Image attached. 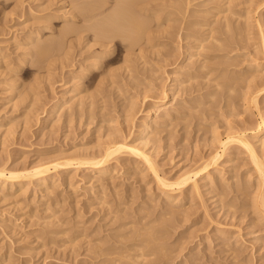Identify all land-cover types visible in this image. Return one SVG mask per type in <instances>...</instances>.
Returning a JSON list of instances; mask_svg holds the SVG:
<instances>
[{"label": "rangeland", "instance_id": "374dc122", "mask_svg": "<svg viewBox=\"0 0 264 264\" xmlns=\"http://www.w3.org/2000/svg\"><path fill=\"white\" fill-rule=\"evenodd\" d=\"M73 1L27 0V11L11 13L17 1L0 0L7 4L0 11V164L8 163L10 170H33L45 163L97 155L110 143L124 140L140 145L163 179L176 182L186 173L193 179L175 195L176 200L170 199L147 163L124 152L114 156L101 174L96 167L75 164L57 169L45 185L21 182L28 187L24 196L18 194L20 183L16 189L0 191V264H111L117 257L121 264L123 256H132L123 258L125 264H264V134L255 133L264 117V0H155L153 10L160 8V13L150 9L137 16L140 20L145 15L142 22L150 23L134 51L130 41L119 38L107 42L109 49L100 47L98 20L87 22V10L82 19L76 11L84 3ZM88 1L105 2L103 10L113 5L112 0ZM65 12L78 16L70 20ZM104 12L100 17L109 11ZM67 26L71 35L64 38L61 33ZM209 28L214 31L213 44L205 43L208 50L192 62L185 61L184 46L196 43L193 38L183 41V33L198 32L206 38ZM232 28H237L234 34L239 29L240 36L233 35ZM35 31L41 33L33 43L36 47L28 42ZM37 45L53 47L47 52L48 61L42 60L43 67L35 54ZM96 55L103 59L99 65H94ZM182 63L189 66L179 75L182 86L175 88L174 71ZM81 68L86 69L84 76ZM70 89L83 99L73 106L78 113L71 121L65 111L58 113L60 120H48L53 107L67 100L63 94ZM168 106H173L172 113ZM51 121L57 126L51 127ZM144 124L152 127L146 138L138 136ZM240 133L255 143L260 165L239 142H231L226 151L222 148ZM212 157L220 158L203 171ZM51 214L52 222L59 225L45 228ZM151 234L162 240L153 242Z\"/></svg>", "mask_w": 264, "mask_h": 264}, {"label": "bare ground", "instance_id": "6f19581e", "mask_svg": "<svg viewBox=\"0 0 264 264\" xmlns=\"http://www.w3.org/2000/svg\"><path fill=\"white\" fill-rule=\"evenodd\" d=\"M5 1H7V0H5ZM9 1V0H8ZM12 1V0H11ZM15 1V0H14ZM17 1V3H16V6H14V9L13 10H11V13H14V12H16V11H18V10H26L27 8L24 6V3L27 1H25L24 2V0H16ZM36 1H38V0H34V2H36ZM40 1V0H39ZM45 1V0H44ZM66 1V0H65ZM76 1V0H75ZM75 1H73V2H75ZM88 0H77L76 1V3L78 2V3H80V2H83V3H81V5L83 4V7H81V8H79V10L80 11H76L77 13H80V15L79 16H81V14H85L86 13V15H84V16H86L87 18H85L86 20L87 19H89V20H92V19H96V20H98V23H97V25H93L94 23H92V21H91V23H92V26L91 27H95L97 30V34H96V37H100V39H102V41L101 40H97V41H101V42H103L102 44H101V46L100 47H102L103 49H109V48H107V47H109V45H108V43L107 42H109V41H114L116 38L118 39H121L123 42L124 41H130L131 43H129V45L131 44V46H130V49H132V48H134V47H136V46H139V43L141 44V42L140 41H142V39L139 37L140 36V34L142 35V33L143 32H145V30H147L146 29V24H147V26H148V23H150V21H148V23H146V21H145V23L146 24H144V22H142V20H144V17H146L145 15H144V17L142 18V19H140L139 20V17H140V15L141 14H139V13H142V11H143V13L144 12H146V11H150V9H152V11H157V12H159L158 10L160 9H155V10H153V8H154V6H155V3H158V2H155V0H112L113 1V3H110V4H113L112 6L110 5V4H107V5H109V6H111V7H109L108 8V10L107 11H109L107 14H105V12H107L106 10H103V8L104 7H106V5H104L105 4V2H101L102 4L101 5H97V3L96 2H94V3H96L95 5H92V3L90 4H88V2H87ZM99 1V0H98ZM100 1H103V0H100ZM105 1V0H104ZM107 1H109V0H106V2ZM161 1V0H160ZM165 1V0H164ZM167 1H169V0H167ZM48 2H49V0H48ZM53 2V1H52ZM57 2V1H56ZM63 2V1H62ZM179 2V1H178ZM188 2H190V1H188ZM1 3V2H0ZM27 3V2H26ZM30 3V2H29ZM40 3V2H39ZM46 3V2H45ZM50 4H49V6H51V5H53V3L51 4V1L49 2ZM54 3H55V0H54ZM59 3H60V1H59ZM86 3V4H85ZM162 3V2H161ZM166 3V2H165ZM169 3H171L170 1H169ZM187 3V2H186ZM5 2L3 3H1L0 5H3V7L1 6L0 7V11L2 10H4L5 11V5H7V4H5ZM63 4H64V2H63ZM75 3H73L72 5H74ZM99 4V3H98ZM163 4H164V2H163ZM229 4H231V3H229ZM13 5V4H12ZM11 5V6H12ZM15 5V4H14ZM40 6H39V8H41V7H43V5H44V3L43 4H39ZM46 5V4H45ZM80 4H79V6H81ZM158 5H161V4H158ZM169 5V4H168ZM167 5V6H168ZM228 5V4H227ZM157 6V5H156ZM172 6V5H171ZM47 7V6H46ZM51 7H53V6H51ZM51 7H48L49 9L51 8ZM77 7V6H76ZM158 7V6H157ZM229 7V6H228ZM227 7V9L229 10V8ZM13 8V7H12ZM11 8V9H12ZM39 8H37V9H39ZM73 8H75V6L73 7ZM72 8V9H73ZM107 8V7H106ZM172 8H174V7H172ZM32 8H30V10H31ZM34 9V8H33ZM32 9V10H33ZM231 9V8H230ZM44 10V9H43ZM43 10H39L40 12L41 11H43ZM77 10V9H76ZM85 10H87V12L85 11ZM178 9H175L174 11H177ZM10 11V10H9ZM27 11V10H26ZM25 11V12H26ZM45 11V10H44ZM50 11V10H49ZM62 11V10H61ZM61 11H57V13L58 12H61ZM74 11V10H73ZM81 11H82V13H81ZM83 11H85V13H83ZM104 12V14L106 15V16H101L103 19H101V21H100V19H98L97 17H99V18H101L100 17V15H103L102 13ZM227 11V10H226ZM8 12V11H7ZM21 12V11H20ZM36 12V11H35ZM231 12V11H230ZM1 13V12H0ZM11 13H9V14H11ZM24 13V12H23ZM31 13V12H30ZM55 13V12H54ZM160 13V12H159ZM158 13V14H159ZM179 13H180V11H179ZM236 13V12H235ZM3 14V13H2ZM22 14V13H21ZM26 14V13H25ZM28 14H29V12H28ZM56 14V13H55ZM64 14V13H63ZM69 14V13H68ZM147 14V13H146ZM154 14V13H153ZM157 14V13H156ZM155 14V15H156ZM158 14H157V16H158ZM183 14V13H182ZM181 14V15H182ZM187 14V13H186ZM185 14V15H186ZM231 14H234V13H231ZM237 14V13H236ZM4 15V14H3ZM6 15H8V13L7 14H5V16ZM53 15V14H52ZM139 15V17H137ZM143 15V14H142ZM235 15V14H234ZM233 15V16H234ZM32 16V15H31ZM51 16V15H50ZM76 16H78V15H76V13L74 12V14H71V16L69 15V16H67V14H66V12H65V14H64V17H68L70 20H71V18L72 19H75V17ZM183 16V15H182ZM190 16V15H189ZM228 16V15H227ZM9 17V16H8ZM59 17V16H58ZM62 17V16H61ZM82 17V19H83V16H81ZM142 17V16H141ZM140 17V18H141ZM156 16H154V18H155ZM188 17V16H187ZM191 17V16H190ZM6 18V17H5ZM51 18V17H50ZM156 18H158V17H156ZM57 19V18H56ZM61 19V18H60ZM77 19V18H76ZM151 19V18H150ZM150 19H148V20H150ZM23 20V19H22ZM85 20V21H86ZM89 20H87V22L89 21ZM152 20V19H151ZM157 20V19H156ZM188 20V19H187ZM196 20V19H195ZM84 21V20H83ZM155 21V20H154ZM177 21V20H176ZM193 21V20H192ZM201 21V20H200ZM71 22V21H70ZM93 22H95V20L93 21ZM233 22V21H232ZM26 23V22H25ZM67 23V22H66ZM73 23H75V22H73ZM90 23V22H89ZM90 23V24H91ZM195 23V22H194ZM197 23H198V20H197ZM197 23H196V25H197ZM231 22H229V20H228V17L226 18V30H228L229 28H230V26H231V24H230ZM69 24V23H68ZM87 24V23H86ZM85 24V25H86ZM90 24H89V27H90ZM182 24V23H181ZM188 24H190V23H188ZM193 24V23H192ZM199 24V23H198ZM195 25V24H194ZM70 26L72 27H70L71 29H76L75 27L73 28V26H74V24L73 25H71L70 24ZM201 26V25H200ZM200 26H199V28H200ZM205 26V25H204ZM234 26V25H233ZM65 26H63L62 28H64ZM80 27V26H79ZM79 27H78V29H79ZM83 27V26H82ZM88 27V28H89ZM91 27L89 28V29H91ZM93 27V28H94ZM150 27H151V25H150ZM175 27V26H174ZM181 27H182V25H181ZM186 27H188V25L186 26ZM203 27V26H202ZM211 27V26H210ZM67 28V30H63L64 31V33H61V34H64L62 37H64V38H66V37H69V35L68 36H66L65 37V35L66 34H68L69 32H70V28L68 29V26L66 27ZM87 28V29H88ZM95 28L93 29V30H95ZM179 28V27H178ZM183 28H185V27H183ZM182 28V29H183ZM189 28H191V26L189 27ZM193 28V27H192ZM196 28H197V26H196ZM238 28H240L241 29V27H238ZM81 29V28H80ZM79 29V30H80ZM86 29V30H87ZM88 29V30H89ZM180 29V28H179ZM187 29V28H186ZM195 29V28H194ZM211 29V30H210ZM213 28H209V31H211L210 33H209V35H206V38L204 37H199V35H198V32H193V33H190V34H188V32H186V33H183V34H185L184 35V37H182L181 39L183 40V41H186L187 39H191V38H193V39H195L194 41H195V45L193 46H191L190 45V43H186V45L184 46L185 48H184V52H183V58L185 59V61L187 60V61H189V62H192V58H194V57H196V56H201V53L202 52H205L206 50H208V48H207V46L205 45V43L206 44H208V42H210V45L211 44H213V41L215 40V38H214V34H212V32H214L213 30H212ZM235 29V28H234ZM237 29V28H236ZM235 29V30H236ZM245 29V28H244ZM78 30V31H79ZM83 30V31H82ZM82 30H80L81 32H84V28L82 29ZM153 30V29H152ZM231 30H233V28L231 29ZM231 30H229V31H231ZM235 30H233L232 31V33L235 31ZM242 31H243V29H241ZM32 31V30H31ZM41 31V30H40ZM77 31V30H76ZM176 32H177V29L175 30ZM241 31V32H242ZM39 32V31H38ZM62 32V31H61ZM74 32V31H73ZM92 32V31H91ZM152 32V35L153 34H155V33H153V31H151ZM151 32H149L150 34H151ZM236 32H238V34H239V29H238V31H236ZM34 33V32H33ZM32 33V34H33ZM35 33H36V31H35ZM72 33V32H71ZM76 33H78V32H76ZM75 33V35H77ZM85 33V32H84ZM83 33V34H84ZM93 33H94V35H95V31H93ZM235 33V32H234ZM233 33V35H236V34H234ZM40 34L41 33H36L35 35H31L30 37H29V43H31V45H35V44H33V43H37L38 42V38H39V36H40ZM60 34V35H61ZM70 34V33H69ZM73 34V33H72ZM145 34H147V31L145 32ZM203 34V33H202ZM237 34V35H238ZM71 35V34H70ZM79 35H80V33H79ZM98 35V36H97ZM177 35H180V34H177ZM201 35V34H200ZM84 36V35H83ZM151 36V35H150ZM181 36H182V34H181ZM201 36H204V35H201ZM238 36H240V34L238 35ZM238 36H236V37H238ZM98 37V38H99ZM147 37H149V36H147ZM153 37V36H152ZM176 37V36H175ZM180 37V36H179ZM178 37V38H179ZM42 38V37H41ZM64 38H62V40L64 39ZM85 38H87V37H85ZM91 38H94V37H91ZM97 38V39H98ZM144 38V37H143ZM229 38V37H228ZM235 38V37H234ZM61 39V38H60ZM59 39V40H60ZM81 39H84V38H81ZM95 39V38H94ZM147 39V38H146ZM149 39H152V38H150L149 37ZM230 39V38H229ZM236 39V38H235ZM235 39H232V37H231V40L232 41H234ZM45 40H47V39H45ZM57 40V39H56ZM85 40V39H84ZM96 40V39H95ZM192 40V39H191ZM213 40V41H212ZM230 40V41H231ZM44 41V40H43ZM42 41V42H43ZM68 41V40H67ZM97 41H96V43H97ZM148 41V40H147ZM146 41V42H147ZM150 41H152V40H150ZM182 41V42H183ZM220 41V40H219ZM219 41H218V43H219ZM229 41V40H228ZM227 41V42H228ZM59 42V41H58ZM78 44H79V42H80V39H79V42L78 41H76ZM127 42H126V44H127ZM145 42V41H144ZM187 42V41H186ZM212 42V43H211ZM44 43H46V42H44ZM48 43H49V40H48ZM50 43H52V42H50ZM53 43H55V41L53 40ZM57 43V42H56ZM70 43V42H69ZM77 43H75V44H77ZM84 43V42H83ZM110 43V42H109ZM148 43H149V41H148ZM217 43V42H216ZM217 43V44H218ZM40 44H42V43H40ZM63 44V43H62ZM73 44V43H72ZM71 44V45H72ZM81 44V43H80ZM80 44H79V46H80ZM143 44V43H142ZM193 44V43H192ZM227 44H229V43H227ZM71 45H70V47H71ZM179 45V44H178ZM218 45H220V44H218ZM39 45H37V48L36 49H38L39 50V52L38 53H35V54H37V55H39V57L38 58H40L39 60H41V61H39V63H40V65H41V62H42V60L45 62V61H48L47 60V58L48 57H50V54H49V56H48V54H47V52L48 51H50L51 50V48H53V47H48L49 45H45V46H39ZM51 46V45H50ZM75 46H77V45H75ZM98 46V47H99ZM122 46V45H121ZM125 45H123V47H124ZM126 46H128V45H126ZM141 46V45H140ZM182 46V45H181ZM208 46H209V44H208ZM222 45H220V49L222 48L221 47ZM35 47H36V45H35ZM87 47H89L88 46V44H87ZM112 47V46H111ZM28 48V47H27ZM27 48H25L26 49V51H30V53H31V49L29 50V49H27ZM30 48H33V46L32 47H30ZM49 48H50V50H49ZM64 48V47H63ZM72 48V47H71ZM121 48V47H120ZM207 48V49H206ZM214 47H213V45H212V48H211V50L213 49ZM215 48L216 49H219V47H216L215 46ZM24 49V50H25ZM35 49V48H34ZM33 49V50H34ZM90 50L91 49H93V48H89ZM95 49V48H94ZM101 49V48H100ZM130 49H128L129 51H130ZM138 49H140V48H138ZM181 49V48H180ZM192 49H196L194 52L195 53H192L191 51H192ZM56 50H59V47H58V49H56ZM124 50H126V49H124ZM133 51H134V49H132ZM141 50V49H140ZM144 50V49H143ZM210 50V49H209ZM214 50V49H213ZM2 51V50H1ZM53 51H54V49H53ZM104 51V50H103ZM106 51V50H105ZM104 51V52H105ZM133 51H131V52H133ZM142 51V50H141ZM141 51H139V52H141ZM36 52V51H35ZM104 52H102V53H104ZM108 52V51H107ZM107 52H105V53H107ZM32 53H33V51H32ZM100 54H101V52H99ZM129 53V52H128ZM29 54V53H28ZM130 54V53H129ZM132 54V53H131ZM131 54H130V56H131ZM26 55H27V53H26ZM32 55V54H31ZM134 55V54H133ZM140 55V54H139ZM138 54H137V56H139ZM29 56V55H28ZM97 56V55H96ZM134 56H136V55H134ZM8 57V56H7ZM104 57V56H103ZM127 57H128V55H127ZM95 59L94 60H96L95 61V63H94V65H99L100 63H102L101 61L103 60H101V58H102V56L101 55H98L97 57H94ZM37 59V58H36ZM49 59V58H48ZM129 59V58H128ZM32 60V59H31ZM88 60H89V58H88ZM87 59H86V61H88ZM126 61H127V59H126ZM36 62V61H35ZM38 62V61H37ZM36 62V63H37ZM128 62V61H127ZM21 64V63H20ZM183 65L182 66H180V67H178V68H176V70L174 71V74L176 75V77H175V79H174V83H173V86H175V88H176V86H177V88L179 87V86H182V83L180 82V80H179V75H181L180 73L181 72H183V71H185L186 70V68H187V66H189V65H185L184 63H182ZM44 65V64H43ZM46 65V64H45ZM50 65V64H49ZM48 65V66H49ZM93 65V66H94ZM107 65V64H106ZM37 66V65H36ZM39 66V65H38ZM37 66V67H38ZM42 66V65H41ZM176 66V65H175ZM203 66V65H202ZM20 67V66H19ZM43 67V66H42ZM41 68V67H40ZM45 68H46V66H45ZM92 68V67H91ZM90 68V69H91ZM97 68V67H96ZM128 68V67H127ZM38 69V68H37ZM43 69V68H42ZM126 69V68H125ZM39 70H41V69H39ZM46 70H47V68H46ZM78 71H80V76H84L85 75V72H86V69H83V68H81L80 70H78ZM129 72V71H128ZM87 73V72H86ZM110 74H111V72H109ZM190 73V72H189ZM188 73V74H189ZM114 74V73H113ZM183 74V73H182ZM88 75V74H87ZM209 75H210V73H209ZM209 75H207V77L209 76ZM83 78V77H82ZM191 78L192 77H190V78H188V81H190L191 80ZM35 80V79H34ZM37 80H39V79H37ZM36 81V80H35ZM188 81H186L188 84L190 83V82H188ZM80 82V81H79ZM181 83V85L180 84H178V83ZM101 83V82H100ZM102 84V83H101ZM183 84H185V81L183 82ZM81 86H82V84H81ZM174 89V88H173ZM76 90V89H75ZM264 90V88L262 89V91ZM177 91H178V89H177ZM75 91H74V89L72 90V89H70V90H68L66 93H64L63 94V96H64V98L65 99H67V100H65V101H63V102H59L58 104H56L54 107H53V109H52V111L50 112V114H49V118H48V120L49 119H51V118H59L60 117V114L58 115V113H60L61 111H65V113L66 114H64L65 115V117H67V120H69V121H71V116H72V114L74 113V112H76V109H74L73 108V106L76 104H78L79 103V105H81L80 103H81V99L82 98H80V100L78 99V97H76L77 95L74 93ZM169 93V92H168ZM171 93V92H170ZM174 93V92H173ZM75 94V95H74ZM167 96H168V94H167ZM174 97V96H173ZM59 99H61V98H59ZM174 99V98H173ZM62 100V99H61ZM82 101H83V99H82ZM255 103H256V107L258 108V106H259V103H258V96H256V98H255ZM83 104V103H82ZM15 105V104H14ZM80 107V106H79ZM155 107V106H154ZM166 107V106H165ZM81 109V108H80ZM79 109V110H80ZM167 109V108H166ZM173 109V106L172 107H170L169 108V106H168V109H167V111H169V112H171L170 110H172ZM83 110V109H82ZM155 110V109H154ZM164 110V109H163ZM174 110V109H173ZM156 111V110H155ZM158 111V110H157ZM156 111V112H157ZM259 111H260V109H259ZM165 112V111H164ZM63 113V112H62ZM76 113H78V112H76ZM168 113V112H167ZM172 113V112H171ZM75 114V113H74ZM67 115V116H66ZM259 115H260V113H259ZM63 116V115H62ZM168 116V115H167ZM171 117V116H170ZM149 118V117H148ZM61 118H59V120H60ZM66 119V118H65ZM145 119H147V118H145ZM162 120V119H161ZM55 123H52V121H51V127H55V125H56V121H54ZM60 124V123H59ZM57 126V125H56ZM57 128V127H56ZM257 128H258V131L257 132H255L256 134H264V117L262 116V118H261V120H260V122H259V124H258V126H257ZM52 129V128H51ZM151 129H152V127H151ZM151 129H150V127H149V125L148 124H144V126L142 127V130H141V132H140V135H138V136H141V137H143V136H145V138L148 136V134L150 133V131H151ZM11 131V130H10ZM53 131V130H52ZM8 133V132H7ZM245 134V133H244ZM243 133H240V134H238L237 136H236V138L235 139H228L227 140V142H225L223 145H222V148L224 149V151H226L227 150V148H228V146H229V144L231 143V142H239V143H241V145L248 151V153L251 155V157L254 159V161L256 162V164H261V161H260V159H259V157H258V152H257V149H256V147H255V143L253 142V141H251V137L249 138V137H247V136H245ZM259 135H257V136H259ZM140 140V139H139ZM142 141V140H141ZM148 141V140H147ZM147 141H144V143L145 144H147L148 142ZM137 144V143H136ZM141 144V143H140ZM140 146V145H139ZM139 146L137 145H130V144H128L127 142H124V140L121 142V141H115V142H112V143H110L109 145H108V147L106 148V150H103V152L102 153H100V154H92V155H86V156H84V157H74V158H71V159H67V160H65L64 162L62 161V162H50V163H45V164H42V163H40V164H42V165H40V167L39 166H37L38 168H35V169H33V170H27V171H20V169L19 170H17V168L15 167V169L13 170V168L10 170L9 168L10 167H8L7 165H8V163H1L0 164V191H2V192H4V191H6V189H8V188H10L11 190H13L14 188L16 189V187H17V185H19V183H20V191L18 192V194H20V196L21 195H23L24 196V194H26L27 193V191H28V187H27V181H28V183L30 182L31 184L36 180L37 182L39 181L40 183H41V185H45V184H47V182H49L48 180H49V176H51L52 174H54L55 172H56V170L58 169V170H60L61 168H64V166H75V164H77L78 165V167H81V165H84V166H87V167H92V168H95L96 167V169L98 170V172L101 174V173H103L104 171H107L106 170V167L110 164V162L112 161V159H113V157L115 156L116 158H117V156L116 155H121V154H124V152H125V154L126 153H129V154H134L135 156H138V157H140L141 159H143L146 163H147V165L149 166V168L151 169V170H153L155 173H156V181H157V183H158V185L160 186V187H163L164 188V190L166 191V196H168V198L170 197V199L171 198H174L173 200H176V197H175V195H177V194H179V193H181L182 191H183V189H184V187L188 184V183H190V181H192V175L191 174H183L184 176L182 177L181 176V178H179V180L178 181H176V182H169V180H167V179H163L158 173H157V171H156V169H155V166H154V163H153V161L151 160V158L150 157H148L146 154H144L143 153V151H141L140 149H139ZM147 146V145H146ZM225 153V152H224ZM226 154V153H225ZM219 156V155H218ZM115 157H114V159H115ZM218 158H220V157H212L210 160H208L206 163H205V165H204V167L202 168V170L204 171V170H207L209 167H210V165L211 164H216L217 163V160H218ZM1 162V161H0ZM5 162V161H4ZM111 168V167H110ZM95 169V170H96ZM210 170V169H209ZM94 172V171H93ZM99 174V175H100ZM197 174H195V176H196ZM206 177H207V175H205ZM208 178V177H207ZM196 180H198V179H196ZM23 181H26V186L24 185V184H22V186H21V182L23 183ZM199 181V180H198ZM202 181H204V180H202ZM36 182V183H37ZM194 182V189H196V190H198L199 189V185L200 184H197V181H193ZM205 182V181H204ZM29 183V184H30ZM30 184V185H31ZM38 184V183H37ZM35 185V184H34ZM39 186V187H42V186ZM10 186V187H9ZM30 187V186H29ZM45 187H47V186H45ZM44 187V188H45ZM186 188V187H185ZM19 189V188H18ZM194 189H192L193 191H194ZM163 190V189H162ZM195 190V191H196ZM199 191V190H198ZM48 192V191H47ZM164 192V191H163ZM50 193V192H49ZM48 193V194H49ZM200 193V192H199ZM51 194V193H50ZM4 196V195H3ZM26 196V195H25ZM19 197V196H18ZM50 197V196H49ZM178 198V197H177ZM182 199V198H181ZM172 200V201H173ZM57 201V200H56ZM178 202V201H177ZM52 203V202H51ZM60 204V203H59ZM255 204H257L256 202H255ZM263 204H264V202H263ZM258 205V204H257ZM47 206V205H46ZM49 206V205H48ZM264 206V205H263ZM53 207H55V209L54 210H58V203L56 204H54V206ZM256 207V206H255ZM61 207H59V209H60ZM261 208V207H260ZM46 209H47V207H46ZM51 209V208H50ZM48 210V209H47ZM46 210V211H47ZM54 210H53V212H54ZM261 210V209H260ZM49 211V210H48ZM60 211V210H59ZM256 211H258V210H256ZM264 211V210H263ZM50 212V211H49ZM264 214V213H263ZM33 215H34V213H33ZM52 215V214H51ZM79 215V214H78ZM56 216V215H55ZM260 216V215H259ZM80 217V216H79ZM79 217H77V218H79ZM35 218V217H34ZM52 218H54L53 217V215H52V217H50L48 220H50L49 222H47L46 224H47V226H45V228L46 227H52L53 228V226L55 225V222L53 223L52 222ZM81 218V217H80ZM55 219V218H54ZM45 220V219H44ZM47 220V219H46ZM45 220V221H46ZM55 221V220H54ZM58 225H59V222H58ZM57 225V226H58ZM56 225H55V227H57ZM60 227V226H59ZM50 232V231H49ZM56 232V231H55ZM63 232H64V230H63ZM53 232H50V234H52ZM55 234H53V237H55L54 236ZM60 235V234H59ZM61 235H63V234H61ZM64 235H65V233H64ZM80 235H82V234H80ZM153 234H151L150 236L152 237V239L155 237L154 235V237L152 236ZM159 235V234H158ZM157 235V236H158ZM58 236V235H57ZM79 236V235H78ZM85 236V235H84ZM83 236V237H84ZM138 236V235H137ZM140 236V235H139ZM90 237V236H89ZM149 236H147L146 238H148ZM79 238H81V237H79ZM78 238V239H79ZM77 238H75V240H76ZM76 240L77 241V243H79L78 241L79 240ZM82 239V238H81ZM85 239L87 240V238L85 237ZM143 239H144V237H143ZM155 239H157V240H155ZM83 240V239H82ZM81 240V241H82ZM139 240H140V238H139ZM146 240V239H145ZM148 240H149V238H148ZM157 242L158 240H162V239H158V237L156 238H154L153 239V242H155V241ZM53 241V240H52ZM88 242H90V239H88L87 240ZM92 241V240H91ZM100 241V240H99ZM135 241V240H134ZM137 241V240H136ZM102 242V241H101ZM141 242H142V240H141ZM152 242V243H153ZM137 243H139L138 241H137ZM151 243V244H152ZM89 244V243H88ZM93 244V243H92ZM158 243H156V245H157ZM100 245V244H99ZM134 245H136V244H134ZM154 245V244H153ZM158 245H160V243L158 244ZM96 246V245H95ZM94 246V247H95ZM97 246H98V243H97ZM103 246V245H102ZM130 246V245H129ZM128 246V247H129ZM137 246V245H136ZM135 246V247H136ZM142 246V245H141ZM147 246V245H146ZM93 247V248H94ZM99 247H101V246H99ZM99 247H95V248H99ZM104 247V246H103ZM127 247V246H126ZM135 247H130V248H132V249H134ZM148 247V246H147ZM150 247V246H149ZM153 247V246H152ZM151 247V248H152ZM154 247H155V245H154ZM153 247V248H154ZM88 248H89V246H88ZM108 248V247H107ZM107 248H105V249H107ZM137 248H140L139 246H137ZM99 249H101V251H99L100 253L102 252V251H104V252H106L107 250H104V249H102V248H99ZM123 249V248H122ZM147 249H149V248H147ZM165 249V248H164ZM109 250H110V247H109ZM108 250V251H109ZM113 250V249H112ZM123 250H125V249H123ZM138 250V249H137ZM140 250V249H139ZM161 251V252H165V251H162L161 249H158V251ZM88 251H91V248H90V250H88ZM92 251H93V249H92ZM135 251V253H137L136 252V250H134ZM141 251V250H140ZM98 252V253H99ZM111 251H109L108 252V254L110 253ZM132 251H129V252H126V253H131ZM139 252V251H138ZM161 252H159L161 255L163 254V253H161ZM96 253V252H95ZM107 253V252H106ZM106 253H104V255L106 254ZM133 253V252H132ZM167 253V252H166ZM166 253H164L165 254V256H167L166 255ZM88 254V253H87ZM115 254V253H114ZM122 254V253H121ZM125 254V253H124ZM123 254V255H124ZM143 254V253H142ZM160 254H159V256H160ZM96 255V254H95ZM126 255V254H125ZM128 255H130V254H127V256ZM134 255H136V254H134ZM133 255V256H134ZM156 255V254H155ZM158 256V257H159ZM98 256H96V258H97ZM100 257V256H99ZM113 257V256H112ZM120 257V256H119ZM132 257V256H131ZM130 256L129 257H127V258H125V256H123V258L124 259H129V258H131ZM137 255H136V257L134 256V258H136L137 259ZM141 257V256H140ZM140 257H138V258H140ZM146 257V256H145ZM113 258H116L115 256L113 257ZM118 258V257H117ZM117 258H116V260H112L111 261V264H115L116 263V261H117ZM120 258H122V256L120 257ZM123 258L121 259L122 260V262H121V264H123L124 262H123ZM133 258V259H134ZM145 259H147V257L145 258ZM158 259V258H157ZM104 260V259H103ZM105 260H107V259H105ZM104 260V261H105ZM109 260V259H108ZM107 260V261H108ZM119 260V259H118ZM140 260H141V258H140ZM136 262L138 261V260H135ZM127 262V261H126ZM129 262V261H128ZM130 262H131V259H130ZM135 262V263H136ZM103 263V262H102ZM105 263V262H104ZM141 263V262H140ZM106 264H109V261L108 262H106ZM117 264V263H116ZM125 264V263H124ZM128 264V263H127ZM138 264V263H137Z\"/></svg>", "mask_w": 264, "mask_h": 264}]
</instances>
